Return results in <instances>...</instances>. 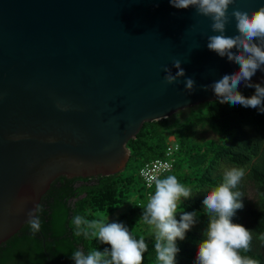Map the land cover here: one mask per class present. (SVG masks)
<instances>
[{
    "label": "water",
    "instance_id": "water-1",
    "mask_svg": "<svg viewBox=\"0 0 264 264\" xmlns=\"http://www.w3.org/2000/svg\"><path fill=\"white\" fill-rule=\"evenodd\" d=\"M211 24L169 0H0V244L55 178L119 173L143 123L218 98L203 86L239 65L208 49ZM236 31L231 17L225 34ZM174 59L191 93L185 77L164 82Z\"/></svg>",
    "mask_w": 264,
    "mask_h": 264
},
{
    "label": "trees",
    "instance_id": "trees-1",
    "mask_svg": "<svg viewBox=\"0 0 264 264\" xmlns=\"http://www.w3.org/2000/svg\"><path fill=\"white\" fill-rule=\"evenodd\" d=\"M238 90L245 96L255 92L254 88L245 86ZM204 103L205 111L190 115L181 124L170 123L169 117L143 123L136 137L127 142L130 157L121 172L86 178H55L37 205L40 230L34 233L26 222L2 242L0 264H75L72 253L77 249L87 254L90 250L110 248L95 238L75 236L72 224L75 215L88 219L108 217V222L124 223L134 238L144 237L148 244L143 264H158L154 238L147 237L146 224L140 219L144 185L138 171L146 161L163 156L171 141L177 142L179 148L174 154L172 169L160 178L175 175L181 184L196 191L189 199L181 198L178 211H195L197 215L185 239L177 241L180 251L176 264H195L198 244L205 238L209 222L203 208V195L222 183V165L245 171L235 189L243 195V208L238 209L232 219L248 228L253 236L249 250L241 249L240 254L264 264V113L239 104L221 103L218 98ZM200 125L225 134L229 142L220 143L210 138L197 141L192 130ZM171 135L174 140H169ZM134 194L136 199L128 204L126 211L117 213ZM111 215L113 217L109 218ZM176 218L179 220V212Z\"/></svg>",
    "mask_w": 264,
    "mask_h": 264
},
{
    "label": "clouds",
    "instance_id": "clouds-1",
    "mask_svg": "<svg viewBox=\"0 0 264 264\" xmlns=\"http://www.w3.org/2000/svg\"><path fill=\"white\" fill-rule=\"evenodd\" d=\"M236 0H169L177 9L194 7L198 15L210 17L214 35L207 36V47L220 57L239 65V70L226 73L219 80L205 88H211L221 103L242 105L258 109L264 113V86L253 84L251 78L257 70L264 71V6L256 10L234 8L229 14V6ZM236 21V34L226 35V26L230 18ZM255 41V42H254ZM235 49V51H234ZM182 61L174 59L172 65L178 69L173 74L171 68L163 67L164 82L178 83V78L185 77ZM254 88L251 96L243 95L238 86ZM185 90L191 93L195 81L185 77ZM243 168L225 170L223 181L203 195V208L209 222L204 232V239L198 244L195 264H258L251 257L242 256L240 250H249L253 239L251 231L243 224L234 223L233 217L238 209L243 208L242 193L237 189L244 177ZM155 191L142 208L140 219L150 226L154 237V250L158 264H176V255L180 251L177 241H183L185 234L196 223V212L178 211L182 199L193 195L190 186L181 184L175 175L166 177H148ZM39 206L28 213V224L35 233L40 230L41 220L35 213ZM179 212V220L176 218ZM74 235L95 238L110 245L101 250H90L85 254L75 250L72 259L75 264H143L144 253L148 244L144 237L134 238L130 229L122 222H108V217L88 219L84 215L72 218Z\"/></svg>",
    "mask_w": 264,
    "mask_h": 264
},
{
    "label": "rangeland",
    "instance_id": "rangeland-1",
    "mask_svg": "<svg viewBox=\"0 0 264 264\" xmlns=\"http://www.w3.org/2000/svg\"><path fill=\"white\" fill-rule=\"evenodd\" d=\"M205 106L206 103H201V104H197L182 110L177 111L176 113L172 114L171 116H169V122L173 123V122H177L178 124L183 123L190 115L192 114H198L200 112L205 111ZM192 134L194 136V139H196L197 141L203 140V139H213L217 142L220 143H228L229 142V138L225 136V134H219L216 133L214 131H212L209 127L207 126H198L196 128H194L192 130ZM174 137L171 135L169 136V140L173 139ZM233 168L231 165H222L221 166V170L223 172H225V170ZM194 194H196V191H193ZM136 199V195H132L128 201V203L122 207H120L117 211V213L121 212V211H126V209L128 208V204L132 203L134 200ZM116 213V214H117ZM113 215L109 216V218H112ZM146 231H147V237H151L154 238L152 236V230L150 228V226L146 225Z\"/></svg>",
    "mask_w": 264,
    "mask_h": 264
},
{
    "label": "built area",
    "instance_id": "built-area-1",
    "mask_svg": "<svg viewBox=\"0 0 264 264\" xmlns=\"http://www.w3.org/2000/svg\"><path fill=\"white\" fill-rule=\"evenodd\" d=\"M178 148L179 145L177 142L171 141L167 143L163 156L150 159L139 168L138 173L144 185V201L141 202L143 205L147 204L150 196L154 193V183L150 187L148 184V177L160 178L162 175L169 172L173 167L174 154Z\"/></svg>",
    "mask_w": 264,
    "mask_h": 264
},
{
    "label": "crops",
    "instance_id": "crops-1",
    "mask_svg": "<svg viewBox=\"0 0 264 264\" xmlns=\"http://www.w3.org/2000/svg\"><path fill=\"white\" fill-rule=\"evenodd\" d=\"M170 140H174V138L173 139H170Z\"/></svg>",
    "mask_w": 264,
    "mask_h": 264
}]
</instances>
